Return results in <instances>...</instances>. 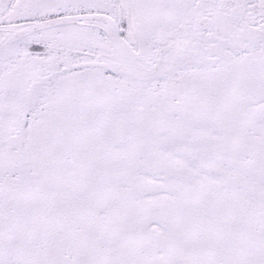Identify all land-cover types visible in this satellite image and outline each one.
I'll list each match as a JSON object with an SVG mask.
<instances>
[{"label":"snow or ice","instance_id":"snow-or-ice-1","mask_svg":"<svg viewBox=\"0 0 264 264\" xmlns=\"http://www.w3.org/2000/svg\"><path fill=\"white\" fill-rule=\"evenodd\" d=\"M0 264H264V0H0Z\"/></svg>","mask_w":264,"mask_h":264}]
</instances>
